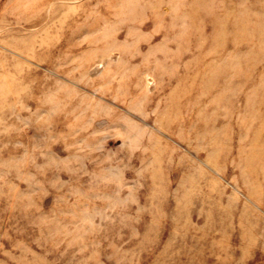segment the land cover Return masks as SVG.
Masks as SVG:
<instances>
[{"label":"rangeland","instance_id":"374dc122","mask_svg":"<svg viewBox=\"0 0 264 264\" xmlns=\"http://www.w3.org/2000/svg\"><path fill=\"white\" fill-rule=\"evenodd\" d=\"M0 264H264V0H0Z\"/></svg>","mask_w":264,"mask_h":264}]
</instances>
